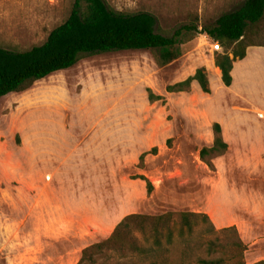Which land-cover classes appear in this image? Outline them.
Instances as JSON below:
<instances>
[{"label":"rangeland","instance_id":"obj_1","mask_svg":"<svg viewBox=\"0 0 264 264\" xmlns=\"http://www.w3.org/2000/svg\"><path fill=\"white\" fill-rule=\"evenodd\" d=\"M105 1L154 14L164 35L190 26L183 52L166 65L152 50L85 53L0 99V264H77L85 247L113 235L88 264L264 261V80L242 82L246 60L236 59V79L224 85L215 55L232 57L236 43L203 30L244 0ZM73 3L0 0V46L42 44ZM244 41L264 65V17ZM202 66L210 93L193 83L167 91ZM215 122L228 148L203 154ZM183 211L208 217L190 216V229Z\"/></svg>","mask_w":264,"mask_h":264},{"label":"trees","instance_id":"obj_2","mask_svg":"<svg viewBox=\"0 0 264 264\" xmlns=\"http://www.w3.org/2000/svg\"><path fill=\"white\" fill-rule=\"evenodd\" d=\"M263 17L264 0H244L237 9L220 15L214 24L204 26L206 34L225 46L236 43L231 51L232 57L227 51L215 55V63L224 85L231 86L233 83L232 71L235 60L246 57V49L250 45L244 41L246 30ZM156 24V16L147 11L126 13L112 9L105 0H74L68 18L52 29L42 44L24 51L0 46V99L11 92L23 89L30 82L72 67L85 53L152 50L156 53L157 63L166 65L182 54L183 29L191 28L183 26L176 29L172 35H164L156 30ZM193 81L198 82L203 92H211L204 66L198 67L195 73L186 79L168 85L167 91H188ZM149 98L153 101L164 100V96L152 91ZM213 128L216 134L214 144L210 148H203V154L208 151L222 152L228 148V143L222 136L221 124L215 122ZM143 157L144 153L141 154V158ZM139 177L147 182L148 192H152L154 189L152 182L144 175ZM201 215L208 217L205 213L183 211L182 222L192 229L189 217ZM115 239L116 235H113L104 242L85 247L77 264L94 263L95 252L102 250L107 242ZM135 250H139V253L144 249L136 246ZM202 261L205 264H219L221 260ZM257 264H264V261Z\"/></svg>","mask_w":264,"mask_h":264},{"label":"crops","instance_id":"obj_3","mask_svg":"<svg viewBox=\"0 0 264 264\" xmlns=\"http://www.w3.org/2000/svg\"><path fill=\"white\" fill-rule=\"evenodd\" d=\"M246 60L245 65L243 66V70L241 72L240 78L242 82L247 85H256L257 81L264 80V65L262 56L259 53H248V55L244 58ZM233 77L236 79V66L233 68ZM238 79V77H237ZM212 81V80H211ZM196 87L199 86L197 81L192 82ZM230 87V86H227ZM51 179V178H47Z\"/></svg>","mask_w":264,"mask_h":264},{"label":"built area","instance_id":"obj_4","mask_svg":"<svg viewBox=\"0 0 264 264\" xmlns=\"http://www.w3.org/2000/svg\"><path fill=\"white\" fill-rule=\"evenodd\" d=\"M214 46L213 50L214 51H221L222 50V47L221 45H219L218 43L217 44H212Z\"/></svg>","mask_w":264,"mask_h":264}]
</instances>
